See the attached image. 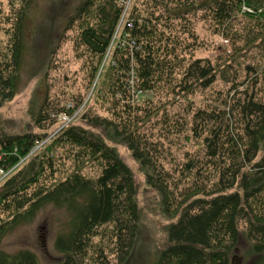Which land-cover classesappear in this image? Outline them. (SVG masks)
Listing matches in <instances>:
<instances>
[{
    "label": "trees",
    "instance_id": "obj_1",
    "mask_svg": "<svg viewBox=\"0 0 264 264\" xmlns=\"http://www.w3.org/2000/svg\"><path fill=\"white\" fill-rule=\"evenodd\" d=\"M29 4L26 0V11L22 5L14 15L7 30L10 42L0 53V108L18 92ZM197 16L236 38L229 60L220 57L217 65L210 59L187 60L185 54L197 43ZM233 20H240L241 31L233 28ZM74 29L76 45L97 63L94 78L112 46L110 65L99 77L110 75L108 85L121 95L118 105L110 107L114 118L91 115L88 121L128 145L147 183L159 193L163 212L177 218L168 229L169 244L154 264H232L243 235L252 251L264 258V156L256 161L264 144V0H84L65 23L64 32ZM248 52L257 53L255 62L241 67L233 63V58ZM131 71L138 89L145 92L165 87L185 96L218 82L229 85L227 90H217L227 95L221 106L205 105L195 111L192 130L197 138L204 136V156L188 157L175 170L176 176L159 162L165 157L162 151L139 140L144 137L133 118L130 124L115 119L122 114L134 116L131 105L119 114L121 99L131 96L124 83ZM101 83L105 80L97 91ZM76 109L58 111L71 116ZM57 136L84 146L90 157H99L101 172L88 177L77 170L49 184L55 172L50 155L39 152L18 166L42 138L35 133L1 134L0 170L7 176L0 193V213L5 214L0 216V264H39L35 253L9 254L1 242L9 230L31 220L48 204L66 208L72 215L69 229L56 239V249L63 255L59 264H122L135 245L140 220L131 168L116 149L88 129L67 125ZM47 151L51 149L46 146ZM100 234L101 240L115 244V263L96 247L94 240Z\"/></svg>",
    "mask_w": 264,
    "mask_h": 264
},
{
    "label": "rangeland",
    "instance_id": "obj_2",
    "mask_svg": "<svg viewBox=\"0 0 264 264\" xmlns=\"http://www.w3.org/2000/svg\"><path fill=\"white\" fill-rule=\"evenodd\" d=\"M83 1L30 0L24 26L25 50L18 92L0 108V135H39L42 138L40 143L18 166L23 167L29 157L39 152L43 156L50 155L55 172L54 177L48 179V183H58L77 170L88 177H96L101 172V161L96 159L99 157H90V152L84 146L57 136L63 127L76 125L88 129L107 146L116 149L133 172L140 214L135 245L122 264H154L158 255L168 246V229L177 218L171 219L163 212L159 193L147 183L141 163L134 157L128 145L111 131L93 126L88 121L91 115L114 118L110 107L118 105L117 99L121 95L114 94L112 85H108L110 75L103 73L99 77L100 72L107 70L110 65L112 46L94 78L93 70L98 69L94 67L97 63L94 64L88 53L76 45L77 29L64 32L67 19L75 14ZM22 5H25L26 11V0H0V53L5 51L10 42L7 30ZM194 21L198 38L196 46L185 54L187 60L210 59L214 65H217L220 57L229 60L238 43L236 38L227 36L220 29L216 30L211 21L200 16L195 17ZM232 22L233 28L241 31L240 20ZM256 55V52H248L245 56H236L233 63L240 67L249 62L253 63ZM102 80H105V84L101 83L103 85L97 91ZM124 81L131 96L125 101L121 99L119 114L123 112L122 108L131 105L134 116L122 114L115 119L117 122L130 124L133 118L140 135L144 137L139 140L150 142L165 155L159 162L171 169L176 176L175 170L187 163L188 157L204 156V136H195L192 130L193 115L198 107L221 106L227 95L218 91L227 90L228 84L218 82L211 89L200 88L193 94L186 93L183 96L182 93L174 95L165 87L141 91L136 85L133 71L128 73ZM64 107H77L74 114L69 115L68 121L63 117L66 113L61 114L58 111ZM43 116L46 117L44 120ZM53 121L56 123L52 124ZM46 146L51 149L50 152H44ZM263 156L264 144L256 161ZM14 169L9 173L16 170ZM0 175L1 193L7 173L0 172ZM212 181H218L217 174ZM4 215L0 213V216ZM71 219L72 215L66 208L45 205L31 220L9 230L2 239L1 248L9 254L29 250L37 255L39 264H59L63 255L56 249V239L60 233L69 229ZM240 226L242 231L246 229L244 222ZM102 238L100 234L94 240L96 247H101L104 255L115 263V244L106 238L101 240ZM90 254H93V248ZM263 260V257L252 251L251 242L243 235L233 253L232 264H264Z\"/></svg>",
    "mask_w": 264,
    "mask_h": 264
},
{
    "label": "built area",
    "instance_id": "obj_3",
    "mask_svg": "<svg viewBox=\"0 0 264 264\" xmlns=\"http://www.w3.org/2000/svg\"><path fill=\"white\" fill-rule=\"evenodd\" d=\"M129 26H132V24H129ZM64 120H66V121H68L69 120V115H67V114H65L64 116ZM0 172L3 174L4 173V171L3 170H0Z\"/></svg>",
    "mask_w": 264,
    "mask_h": 264
}]
</instances>
